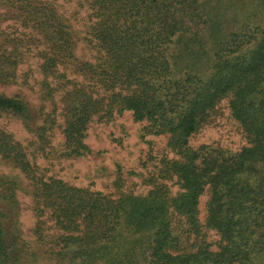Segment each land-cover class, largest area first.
Segmentation results:
<instances>
[{"label":"trees","instance_id":"obj_1","mask_svg":"<svg viewBox=\"0 0 264 264\" xmlns=\"http://www.w3.org/2000/svg\"><path fill=\"white\" fill-rule=\"evenodd\" d=\"M75 6L68 12L59 0H0L41 38L44 94L61 93L67 155L92 153L85 139L93 122L130 112L142 138H167L176 157L163 158L159 173L176 179L180 190L172 195L153 176L147 194L114 197L45 178L0 128V162L30 178L37 217L34 240H25L19 185L0 172V264H264V0H77ZM81 10L88 57L77 52ZM0 49L2 82L15 76L22 52L10 40ZM226 97L248 144L236 152L195 148L192 138ZM0 112L31 117L22 98L1 92ZM54 123L35 124L37 137L46 141ZM48 219L55 232H47ZM210 230L220 236L218 250L207 239Z\"/></svg>","mask_w":264,"mask_h":264},{"label":"rangeland","instance_id":"obj_2","mask_svg":"<svg viewBox=\"0 0 264 264\" xmlns=\"http://www.w3.org/2000/svg\"><path fill=\"white\" fill-rule=\"evenodd\" d=\"M59 1L68 12L76 8L77 0H71L70 3ZM85 15V10H81L75 22L76 29L82 35L77 48L82 57H88L92 52L82 32L86 23ZM7 40L18 46L22 56L17 67L11 69L15 76L0 82V92L22 98L30 108L31 117L23 119L0 112V128L22 145L36 174L45 178H58L114 197L122 193L147 194L155 186L153 176H157V184L166 185L172 195L178 193L180 186L176 179L161 177L159 173L163 158L176 157L168 147L167 138L154 135L142 138L143 127L132 121L130 112L110 122H93L85 139L92 153L84 156L67 155L61 93H54L51 98L44 94L41 61L37 54L41 38L36 31L24 27L8 9L0 8V47ZM229 101V97L224 98L212 113L209 123L192 138L191 144L195 148L209 144L236 152L248 144L246 133L232 115ZM44 120L48 126L52 121L55 122L48 131L46 141L39 139L34 129L35 124H42ZM0 172L15 179L19 185L17 197L22 235L25 240L33 241L37 217L30 193V178L6 160L0 162ZM208 198V192L201 197L199 207L202 221L206 218ZM52 231L55 232L54 224L48 219L47 232ZM207 239L212 243V249L218 250L220 236L214 230L208 231Z\"/></svg>","mask_w":264,"mask_h":264}]
</instances>
